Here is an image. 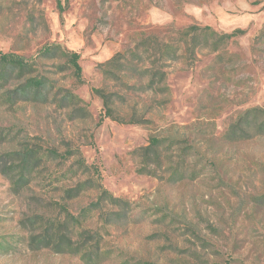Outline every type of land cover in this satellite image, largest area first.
I'll use <instances>...</instances> for the list:
<instances>
[{"label": "rangeland", "instance_id": "rangeland-1", "mask_svg": "<svg viewBox=\"0 0 264 264\" xmlns=\"http://www.w3.org/2000/svg\"><path fill=\"white\" fill-rule=\"evenodd\" d=\"M0 51V264H264V0H0Z\"/></svg>", "mask_w": 264, "mask_h": 264}, {"label": "trees", "instance_id": "trees-1", "mask_svg": "<svg viewBox=\"0 0 264 264\" xmlns=\"http://www.w3.org/2000/svg\"><path fill=\"white\" fill-rule=\"evenodd\" d=\"M240 31L241 30L236 29L233 32H231L230 34H226L225 36H231L233 34H236L237 32H240ZM182 32L185 36H189V34L195 35L196 33H203V32H205V34H211V35H213L215 33L209 26L200 27L197 25H189ZM117 55H119V54H117ZM67 56H68V62L70 64V66L72 67L73 72H74L77 80H81V66L78 62L79 53L75 52V51H71V52L67 53ZM0 60L3 62H6V63L15 64L19 67H24L26 64V62L22 58L14 56L11 53H3L1 51H0ZM105 114L111 115V112H110L108 107L105 110ZM263 125H264V122L260 123V126H263ZM158 141H159L158 139L152 137L150 140V144L146 148H144V150H150L153 146H156ZM101 193H103L105 195H109V193L105 189H102ZM65 240H66V238L60 237L59 245H62ZM91 256H93V254H91Z\"/></svg>", "mask_w": 264, "mask_h": 264}]
</instances>
